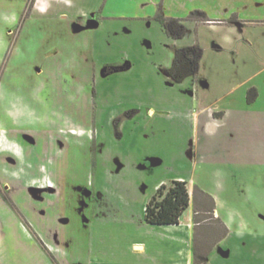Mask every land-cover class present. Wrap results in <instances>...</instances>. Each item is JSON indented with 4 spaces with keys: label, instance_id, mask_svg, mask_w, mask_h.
Here are the masks:
<instances>
[{
    "label": "rangeland",
    "instance_id": "374dc122",
    "mask_svg": "<svg viewBox=\"0 0 264 264\" xmlns=\"http://www.w3.org/2000/svg\"><path fill=\"white\" fill-rule=\"evenodd\" d=\"M133 1L113 5V9L127 14ZM84 3L86 0H0V264H42L32 245L36 243L55 262L47 245L57 243L66 232L54 230L55 226L78 230L66 232L62 243L75 249L84 264H156L155 259L172 264L178 255L165 244L170 237L167 230H143L140 223L143 202L149 198L138 191L137 184L146 174L152 179L151 170L133 166L126 158L138 150L154 154L160 145L168 161L155 174H165L167 180L171 175L195 179L192 193L198 185L199 190L214 195L215 206L240 229L231 231L251 235L259 244L261 251L249 241L245 262L239 259L238 264H264V74L250 84L249 92L255 90L257 95L248 102L253 104L259 98L256 108L263 111V117L249 123L241 142L236 141L237 151L243 153L241 160L229 165L228 174L220 170L224 167L207 160L195 174V167L176 155L185 139L165 135L170 129H183L180 119L175 124L164 120L171 109L163 104L169 94L165 75L161 79L155 69L158 61L166 60L162 33L135 23L130 34L124 25L97 29L98 20L83 22L74 17ZM195 11L215 23L232 21L212 19L201 8L191 14ZM236 20L243 21L238 16ZM195 22L198 25L190 34L170 38L201 46L199 71L191 77L207 75L216 86L221 70L244 65L243 58L234 57L239 60L235 65L232 50H227L226 39L236 35L227 26L212 28L202 21H187L186 25ZM248 28L249 34L261 30L256 25ZM148 41L153 42L151 48L145 44ZM215 45L223 50L217 51ZM258 50L261 64L253 53L248 55L250 73L257 70L256 64L264 65V40ZM170 51L174 58L173 45ZM101 66L103 76L98 71ZM157 67L161 70L159 64ZM106 68L120 71L107 75ZM149 105L158 113L148 119V126L140 115ZM82 130L92 133L91 139L82 136ZM54 164L59 170L54 171ZM65 187L82 197L73 201L74 222L61 218ZM54 206L57 210L51 218L48 211ZM204 212L198 215L203 230L196 231L195 237L201 257L223 240L214 212ZM188 242L179 256L184 260L180 264L194 263ZM136 243L145 244L146 251L133 248Z\"/></svg>",
    "mask_w": 264,
    "mask_h": 264
},
{
    "label": "crops",
    "instance_id": "0c3cea01",
    "mask_svg": "<svg viewBox=\"0 0 264 264\" xmlns=\"http://www.w3.org/2000/svg\"><path fill=\"white\" fill-rule=\"evenodd\" d=\"M160 1L161 0H134L131 4V11L129 13L119 14L113 9V5H125L127 0H86V3H84L85 5L75 11L74 17L78 19L81 18L83 22L87 20H98L99 24L97 29H103L108 25H124L128 28L127 32L130 34L133 32L130 27H133L135 23L142 24L148 30L154 29L158 31L160 35L162 33L163 39L161 42L164 41V46L161 48L166 60L164 63L158 61V63L155 64V69L157 75H159L161 79L165 75L166 94L169 95L166 97L168 99V104H163L165 107L171 108L169 110L172 111V113L169 110L166 112V118L164 120L175 124V120L180 119L179 127L183 129V131H170V129L165 135H167V138L171 139L176 136L185 139V146L181 150H178L179 152H176L178 153L176 155L183 157L185 162H190L191 166L193 165L195 167V174L198 172L199 167L201 168V165L204 162L206 163L207 160H211L212 164L216 166L224 167L220 168V170L228 174L227 168L229 165L234 164L236 160H241V156H243V153L238 152L235 147L236 141L241 142L245 134V128L249 123H252L253 120L259 117H263V111L256 108L259 98L255 103L249 104L248 92L252 86L250 84L254 83L255 80L264 74V65L256 64L254 67H256L257 70L250 73L247 70V68H249L247 66L249 63L247 59H249L248 55L253 53L256 57L255 61L261 64L259 59L262 55L258 48L261 40H264V0H164L161 8ZM198 8L207 11L211 18L217 21L223 18H230L232 20H228V22L230 21L231 23L210 22L206 24L212 28L227 26V29L236 35L231 37V39H226V43H228V46L230 45V48L227 47V50H232L234 64L236 65L239 61L238 59V61H234V57H239V59L243 58L242 61L244 65L234 66L232 68H228V66L227 69H223L218 73L219 79L218 82H216V86L211 77L207 75L200 74L198 78L190 77L186 82L181 84L171 81L166 75V70L172 66L174 61L170 51L172 45L174 49L192 45L187 41L172 40L162 21L158 19V15L161 13L165 18H184L186 14L189 15L193 10H198ZM236 16L244 22L237 21ZM76 21L80 22V20ZM195 23L196 24L190 23L186 25L187 33L190 34L193 27L198 25L197 22ZM255 25L261 29L260 33L256 32L249 34L250 29L248 26ZM145 44L148 48H151L153 42L148 41L145 42ZM215 48L219 52L223 50V48L218 45H215ZM158 64L161 70H158ZM131 66H133L132 63ZM131 69L132 67L123 71ZM98 71L101 76L104 75L102 66L99 67ZM253 86L255 85L253 84ZM256 87L258 88V85H256ZM259 95L261 96V93H259ZM150 106L151 105L140 115V120H142V122L147 121L148 126V119L156 117L158 113L154 107ZM83 133L84 135L82 136H88L89 139L93 136L90 132L83 131ZM164 143L165 142L162 144ZM155 151L154 154H145L142 150H138L137 153L132 152L126 156L127 161L130 162L131 165L138 166L142 170H151L149 176H153L152 179L148 180L146 174L147 179L144 177V179H140L137 184L138 191L149 198L145 200V203L143 202V218H141L140 223H142L141 226L143 230H167L170 237L169 241L165 244L172 246L175 249L176 257L178 255V258L173 259V261L171 260L173 262L172 264H180L184 260H181L179 256L185 250L188 241V246L194 252L196 231L203 230L202 222L199 224L196 223L195 217L205 213V204L200 201L198 202V199L194 197L195 194L192 193L191 186L195 179L193 180L189 175H171L170 177L167 176L170 178L167 180L165 179V174L158 176L155 174V169L157 167H162L165 162L168 161V154L163 152L162 145ZM123 162L124 160L120 164H123ZM57 165L58 164H54V171L59 170V167H56ZM182 166H184V164H182ZM228 177L227 175L225 180H227ZM55 179V181L58 182L60 178L56 175ZM170 180H180L188 183L191 196L190 206L182 216L181 223L178 225H150L145 221L147 203L158 188L164 183L168 184V182H171ZM73 189L75 191V188ZM71 191L72 188H68L65 190V194H61L63 197L62 211L65 212L61 218L68 217L74 222L73 214H71L73 212L72 208H74L73 201L77 199L80 200L82 197H80L76 191L73 192V194L75 193L73 195ZM210 196L215 202V196L211 193ZM85 198L86 197L83 199L85 200ZM85 202H87V200H85ZM191 208L193 211L192 214H190ZM58 209L59 211L61 210L59 205ZM55 210H57V207L55 208L54 206L48 211V213L52 215L51 218H54ZM187 213L188 216L186 219L185 215ZM224 213V211L215 206L213 213L215 219L222 221L229 230V233L212 250L207 258L208 264H232V262L233 264H238L239 259L245 262L249 241L252 245H255V249L258 251L260 250L256 240L254 238L253 240L250 239L253 236L238 234L231 231L240 229H236L234 219H230L228 215ZM56 222L57 221H55V223ZM71 227H73V225H71ZM54 230H60L63 233L66 231L68 235L73 234V231H78L68 228L63 230V228L59 226L58 228L55 226ZM40 231L44 234V231ZM84 231L85 230H83V232ZM65 233L62 235V238L60 236V240H58L57 243H50V245H47L52 257L56 260L55 262L47 255L41 245L38 243L32 244L37 248L38 253L36 252L35 254L41 260L42 264H84L76 254L75 249L62 243L66 235ZM45 236L46 234L43 235V237ZM24 237L29 243L33 242L28 233H24ZM60 245L63 246L61 247ZM133 248L139 252H144L147 246L145 244L136 243L133 245ZM257 257L258 259L260 258L259 256ZM154 261L156 264H160L159 259H155ZM185 264H191L190 260H187Z\"/></svg>",
    "mask_w": 264,
    "mask_h": 264
},
{
    "label": "trees",
    "instance_id": "16d2710c",
    "mask_svg": "<svg viewBox=\"0 0 264 264\" xmlns=\"http://www.w3.org/2000/svg\"><path fill=\"white\" fill-rule=\"evenodd\" d=\"M158 19L162 21L168 34L175 38L181 39L186 35L187 32V21H202L204 23H210L214 20L207 18L202 12L195 11L189 15L188 18H165L161 13L158 15ZM174 61L172 66L166 70L168 78L175 83H182L187 78L195 76L200 67V63L203 57V49L199 44L185 47H177L174 51ZM105 73L107 75L120 71V68H106ZM122 71V70H121ZM256 91L251 90L248 94L250 101L256 97ZM195 198L203 200L209 207H206L207 213L214 212L215 202L213 198L206 192L195 188ZM191 202L190 191L188 183L186 181L172 180L168 184H162L156 193L152 196L149 203L146 206L145 221L150 225H178L181 223V218L184 213L188 210ZM208 206V205H207ZM199 217H195L196 223ZM221 225L222 239H224L229 230L218 220ZM213 250V249H212ZM210 250L205 256L201 257L198 253L197 246L194 248V264H208L207 258L212 252Z\"/></svg>",
    "mask_w": 264,
    "mask_h": 264
},
{
    "label": "flooded vegetation",
    "instance_id": "af4514ba",
    "mask_svg": "<svg viewBox=\"0 0 264 264\" xmlns=\"http://www.w3.org/2000/svg\"><path fill=\"white\" fill-rule=\"evenodd\" d=\"M84 198V197H83Z\"/></svg>",
    "mask_w": 264,
    "mask_h": 264
}]
</instances>
